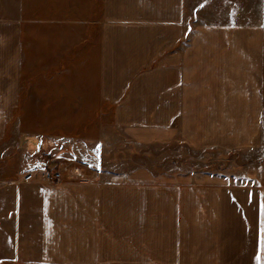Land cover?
<instances>
[{
  "label": "crops",
  "instance_id": "1",
  "mask_svg": "<svg viewBox=\"0 0 264 264\" xmlns=\"http://www.w3.org/2000/svg\"><path fill=\"white\" fill-rule=\"evenodd\" d=\"M191 1L99 0L86 21L96 29L98 100L113 104L114 124L135 139L142 128H155L167 146L239 152L246 170L191 184L185 173L61 170L49 182L38 174L48 162L28 151L91 152L104 146L103 136L83 143L27 136L18 165L26 174L0 175V264H264L262 32L191 30ZM19 39L9 24L0 63V145L19 99ZM174 138L181 144H170Z\"/></svg>",
  "mask_w": 264,
  "mask_h": 264
},
{
  "label": "rangeland",
  "instance_id": "2",
  "mask_svg": "<svg viewBox=\"0 0 264 264\" xmlns=\"http://www.w3.org/2000/svg\"><path fill=\"white\" fill-rule=\"evenodd\" d=\"M190 4L191 30L221 25L222 30L240 34L252 26L262 32L264 100V0H192ZM98 9L99 0H0V63L6 62V31L13 24L20 32L21 66L19 99L0 145V175L19 172L18 165L26 159L20 144L25 137L38 135L81 143L103 136L99 142L104 146H92L91 152L87 146H37L42 150L28 151L48 162L38 174L49 182L58 181L61 170L90 176L136 170L154 176L185 173L190 184L214 182V177L246 170V158L239 152L167 146L165 136L155 128H142L135 139L114 124L113 104L98 100L96 29L86 22ZM245 41L239 35L238 45ZM134 142L141 146H130ZM170 144H181V139ZM19 173L26 174L25 169Z\"/></svg>",
  "mask_w": 264,
  "mask_h": 264
},
{
  "label": "snow or ice",
  "instance_id": "3",
  "mask_svg": "<svg viewBox=\"0 0 264 264\" xmlns=\"http://www.w3.org/2000/svg\"><path fill=\"white\" fill-rule=\"evenodd\" d=\"M261 232L264 233V221L261 222ZM261 249L264 250V237H262V240H261ZM255 258H256V260H257L258 262L261 261V255H260L259 252H257Z\"/></svg>",
  "mask_w": 264,
  "mask_h": 264
},
{
  "label": "built area",
  "instance_id": "4",
  "mask_svg": "<svg viewBox=\"0 0 264 264\" xmlns=\"http://www.w3.org/2000/svg\"><path fill=\"white\" fill-rule=\"evenodd\" d=\"M57 176H58V175H57ZM26 177H28V176H26ZM47 177H48V178H51L52 176H51V174L48 173V174H47Z\"/></svg>",
  "mask_w": 264,
  "mask_h": 264
}]
</instances>
